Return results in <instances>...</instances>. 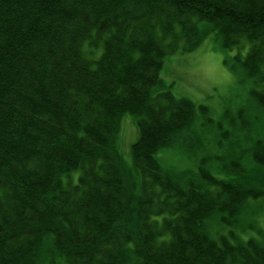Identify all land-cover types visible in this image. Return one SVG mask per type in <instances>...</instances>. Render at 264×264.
Listing matches in <instances>:
<instances>
[{
	"label": "trees",
	"instance_id": "1",
	"mask_svg": "<svg viewBox=\"0 0 264 264\" xmlns=\"http://www.w3.org/2000/svg\"><path fill=\"white\" fill-rule=\"evenodd\" d=\"M211 32L218 119L160 75ZM263 214L264 0H0V264H264Z\"/></svg>",
	"mask_w": 264,
	"mask_h": 264
},
{
	"label": "rangeland",
	"instance_id": "2",
	"mask_svg": "<svg viewBox=\"0 0 264 264\" xmlns=\"http://www.w3.org/2000/svg\"><path fill=\"white\" fill-rule=\"evenodd\" d=\"M236 52L235 47L231 50L220 48L211 32L194 50L167 56L160 75L166 84L171 85L175 96L189 98L196 104L202 103L209 108L210 115L218 119L222 109H235L246 96V88L240 83L238 74L229 71L223 64L225 57ZM244 52L241 50V53ZM135 134L132 117H124L118 132V150L122 156L128 152ZM263 223L264 214L261 225Z\"/></svg>",
	"mask_w": 264,
	"mask_h": 264
}]
</instances>
